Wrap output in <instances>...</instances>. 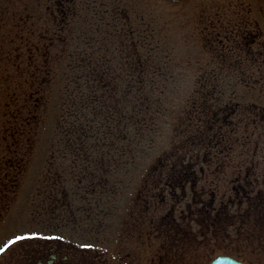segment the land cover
<instances>
[{
  "label": "rangeland",
  "instance_id": "1",
  "mask_svg": "<svg viewBox=\"0 0 264 264\" xmlns=\"http://www.w3.org/2000/svg\"><path fill=\"white\" fill-rule=\"evenodd\" d=\"M46 4L42 0H0V132L13 121V103L27 97L34 111V138L29 143L27 165L22 163V174L18 170L21 168L8 170V177L4 174L8 140L3 142L7 134H0V183L8 178L4 202L9 206L3 207L0 244L27 233H57L80 245L95 243L111 253L121 251L122 256L129 251L137 263V223L142 220L147 234L142 252L145 264H209L218 254L232 255L249 264H264V226L257 221L261 213L256 214V209L248 208L246 202L241 212L247 214L237 218L236 227L225 229L223 223L214 222L201 232L202 226L195 225L190 250H167L169 245L158 231L174 234L178 230L158 228L156 219L150 217L152 212L143 210L144 197L154 193L149 184L159 178L156 168H170L177 162L180 166L209 169L206 183L219 193L240 184L241 193L256 185L254 188L263 189L264 195V122L259 120L264 117V57L248 54L253 49L250 40L245 44L237 41V34L252 28V0H65L66 15L58 17L62 24L59 32L55 27L59 21L47 12ZM48 31L50 35H61L60 42L54 38L57 51L61 48L59 58L53 57L46 46L50 41ZM147 46L154 47V59L168 61V71L158 77L161 81L167 78V88L156 131L137 140L134 154L129 153L126 139L101 136L99 149L105 152L111 148L113 153L108 159L111 166L97 170V151L84 157L63 149L64 130L70 121L66 114L70 96L65 88L71 70L68 66L90 53V58H99L96 69L106 59L112 72L123 66L125 73L129 70L138 76L134 69L138 57H145ZM69 52L72 55L68 56ZM31 58L37 72L28 64ZM85 65L83 61L81 72ZM212 76L217 77L222 101L243 102V110L232 116L239 124L230 128V133L226 128V141L210 144L205 149L207 154L201 155V148L193 150L199 154L196 162L190 156V160L182 162L185 149L177 151L187 140L183 138L182 118L187 108L202 105L201 97L209 90ZM128 79L123 78L125 83ZM83 84L80 93L88 92ZM33 90L34 96L30 97ZM249 103H256L261 111ZM128 108L127 101L126 111ZM77 125L74 123V127ZM21 127L27 129L23 123ZM19 147L26 152V142ZM155 192V198H149L150 205L162 201L161 193ZM170 205L171 199L159 214L165 215ZM237 212L228 213L229 218L236 220L232 216ZM206 231L202 237L200 233ZM257 234L261 237H255Z\"/></svg>",
  "mask_w": 264,
  "mask_h": 264
},
{
  "label": "trees",
  "instance_id": "2",
  "mask_svg": "<svg viewBox=\"0 0 264 264\" xmlns=\"http://www.w3.org/2000/svg\"><path fill=\"white\" fill-rule=\"evenodd\" d=\"M146 48L145 57H138L134 69L139 73L138 76H134V73L129 70L125 73L123 66L112 72L111 65L106 59L104 61L101 59L100 68L96 69L94 65L99 61V58H90V53L83 54L76 64L73 62L70 64L71 66H68V69L71 70L68 71L69 81L65 88L67 89L66 93L70 96L66 110L70 121L64 130L65 142L63 146L67 151L74 154L80 153L83 156L97 151L99 153L96 159L97 170L108 169L111 166L108 159H112L110 154L113 153L111 148L105 152L99 149L98 141L101 136L104 138L109 136L111 140L126 139L129 153L134 154L137 149V140L140 139L138 140L140 142L144 135L156 131L157 115L162 110L164 93L167 88V78L161 81L158 77L168 71L166 65L168 61L162 63L158 58L154 59L153 56L156 54L153 52L154 47L147 46ZM51 49L52 56L59 58L60 49L57 51L55 46H51ZM136 53L138 54L139 50ZM67 54L68 56L72 55L71 52ZM83 61L86 62V65L82 73L80 69ZM81 77H85L81 84H86L85 86L83 84V88L85 87L88 92L80 93ZM124 77L129 78L126 83L123 80ZM79 94L82 96L79 97ZM116 96L119 97L118 100H115ZM127 101L128 111H126ZM76 122L78 125L74 127ZM60 124L61 121L58 125ZM69 126L73 129H70ZM122 130H127V132ZM59 133L60 126H58ZM16 134L21 135L18 131ZM104 144L106 143H102V145ZM141 148L144 149L143 146ZM101 152L103 154H100Z\"/></svg>",
  "mask_w": 264,
  "mask_h": 264
},
{
  "label": "flooded vegetation",
  "instance_id": "3",
  "mask_svg": "<svg viewBox=\"0 0 264 264\" xmlns=\"http://www.w3.org/2000/svg\"><path fill=\"white\" fill-rule=\"evenodd\" d=\"M41 0H39L40 2ZM46 10L50 15L54 16V21L58 20L59 23L57 24L56 29H62V24L60 23L59 15L63 14L65 16V0H42V2H46ZM255 1V8L253 9V17L251 16L250 21L253 22L251 31L247 32H240L239 37L244 39H249L251 45L255 47V54H260L262 57L264 55V0H254ZM259 1L262 3L260 4ZM241 42L244 40L241 39ZM242 42V43H243ZM17 165L20 164V161H16ZM15 165V160H12L8 166ZM8 169V168H7ZM9 171L11 169H8ZM9 171L5 172L6 177L9 175ZM5 179V178H4ZM8 178L5 179V184L8 182ZM5 184L0 187V192L6 193L4 190ZM186 184H183L182 187L185 188ZM191 193V192H190ZM192 195V194H191ZM5 195L0 198V202L3 200ZM192 197V196H191ZM181 199H187V193H184L180 197ZM187 209L179 215H173L172 217H162V221L160 222L161 218L157 217L155 221V225H158V228L163 229V226L166 227H174L178 231L173 232H164L163 230L158 231V236H162L164 242L169 245L167 250H176L182 249L181 246L188 245L190 243V239L193 235V223L199 222V219L202 221L206 220L205 217L194 216L189 213ZM173 211L175 209L173 208ZM142 218V217H140ZM208 220V217H207ZM144 226H145V222ZM138 230L140 232L139 236V243L138 249L140 251L144 250L145 245V238H144V230L142 225V220L137 223ZM168 228V229H174ZM169 238H171V242L168 243ZM16 244L12 246L8 253H6L1 260L0 264H86L93 261L94 255L90 252L92 251L91 248L89 249H82L76 243L63 239L59 236H51L47 234H34L19 241L15 242ZM156 246H158L159 250L162 248L159 246L158 240L156 242ZM129 247V246H127ZM137 263L135 260L133 262H129L128 264H141L142 255L138 254L137 256ZM99 257L95 258V261ZM111 261L115 260V254L111 256ZM129 259V256L128 258ZM124 259L120 260V263H123Z\"/></svg>",
  "mask_w": 264,
  "mask_h": 264
},
{
  "label": "snow or ice",
  "instance_id": "4",
  "mask_svg": "<svg viewBox=\"0 0 264 264\" xmlns=\"http://www.w3.org/2000/svg\"><path fill=\"white\" fill-rule=\"evenodd\" d=\"M16 239H20V237H14L13 239L0 244V253L6 252L15 243ZM83 247H91V245H83Z\"/></svg>",
  "mask_w": 264,
  "mask_h": 264
},
{
  "label": "water",
  "instance_id": "5",
  "mask_svg": "<svg viewBox=\"0 0 264 264\" xmlns=\"http://www.w3.org/2000/svg\"><path fill=\"white\" fill-rule=\"evenodd\" d=\"M212 264H242V263L236 262L235 260L229 257L219 256L213 261Z\"/></svg>",
  "mask_w": 264,
  "mask_h": 264
}]
</instances>
